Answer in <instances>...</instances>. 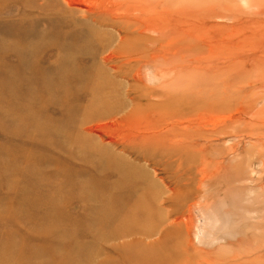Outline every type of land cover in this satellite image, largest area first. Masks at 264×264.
<instances>
[{
  "label": "rangeland",
  "instance_id": "obj_1",
  "mask_svg": "<svg viewBox=\"0 0 264 264\" xmlns=\"http://www.w3.org/2000/svg\"><path fill=\"white\" fill-rule=\"evenodd\" d=\"M33 1L37 6L49 5V0ZM114 1L133 2L129 5L134 9L132 13H136L133 16L140 18L137 23L142 29L147 27L143 22L151 17L149 26L155 30L148 32L149 38L141 43L154 45L155 51L165 49L161 50L165 55L158 52L165 56L161 61L126 65L132 75L150 74L156 81V85L155 81L138 83L137 94L147 95L139 103L147 107L134 115L130 127L136 124L140 132H145L149 126L160 123L155 131L163 129L165 140L152 133L147 134L150 137L147 139L157 149L163 143L171 145L174 140H181V160L176 155L152 160L143 158L141 153L129 155L111 146L109 136L115 131L111 119L83 125L86 117L96 118L114 105L124 108L123 115L132 108L125 92L127 81L113 76L110 65L102 62V57L120 44L119 29L113 22H107L110 17L102 25L93 18L84 22L87 28L89 25L95 29L90 32L88 44L107 48L98 58H87L88 76L79 74L76 80L69 77L70 92L57 89L48 93L44 89L46 81L35 80V84L19 87L23 83L19 77L8 79L3 74L8 67L13 68L11 62L15 60L6 50L4 41L9 46L13 39L5 25L12 22L11 31L24 35L26 42L31 32L33 46L49 49L44 58L34 59V65L56 67L63 63L64 54L51 39H40L50 30L54 12L31 4L27 8L32 12L25 15L22 4L3 5L6 8L0 14L3 58L0 59V255L5 250L6 256L0 258V264H101L106 257L115 262L117 255L101 246V236L112 229L98 233L103 221L100 207L104 204L84 197L66 210L63 198L51 200L47 195L54 194L58 186L74 185L81 180L88 184L110 182L112 179H104L103 173H120V168L132 173L158 174V180L166 177L161 173H172L176 179L186 181L177 202L183 217H190L191 210L205 202L210 204L224 198L232 204L236 211L237 239L210 247L203 245L200 235L197 236L198 228L192 234L193 222L189 218L191 224L178 230L180 238L176 242L181 246L178 264H264V0H106V3ZM161 29L163 36L153 34ZM53 84L58 87L57 81ZM95 101L102 105L93 108L91 103ZM105 102L112 106L105 109ZM76 104L81 105L77 112L73 111ZM166 105L169 108L160 110ZM145 120L148 122L143 123ZM177 120L183 122L181 128L175 126ZM95 126L102 127L104 133L98 134ZM95 130L97 133H92ZM118 131L126 133L124 129ZM173 148L177 153L172 144ZM9 173L14 175L13 184L5 180ZM20 176L25 181L19 180ZM39 178L43 182L35 183ZM26 192L30 194V202L16 199L17 194ZM107 207L115 214L119 203ZM172 209L175 210L173 206ZM21 211L25 212L24 218L19 216ZM62 211L64 215L59 214ZM64 216L70 220L63 223ZM116 217H112L113 223ZM59 224L61 231L70 235L53 233L38 239L41 232L33 229ZM136 239L151 243L158 236ZM59 242H64L62 250L54 253ZM14 249L18 251L16 261L7 255Z\"/></svg>",
  "mask_w": 264,
  "mask_h": 264
},
{
  "label": "bare ground",
  "instance_id": "obj_2",
  "mask_svg": "<svg viewBox=\"0 0 264 264\" xmlns=\"http://www.w3.org/2000/svg\"><path fill=\"white\" fill-rule=\"evenodd\" d=\"M26 1H29V5ZM38 1H43L44 3L47 2V0ZM12 2L22 4V8L26 13L25 15H28V12H32L31 10L28 11L27 8L31 7V4L36 6L37 9L46 8L45 10L49 9V11L52 10L54 12L55 18H53V21H50V30L47 33L44 32L40 39H51L53 45L60 49L64 56L62 57L63 63L58 64L56 67L46 66L44 68H38L33 64L34 59H37L38 57L44 58L45 54L48 53L46 49H49L40 45L33 46L34 35L31 32H29L30 34H28V37H26L28 39V42H26L24 35H21V37L11 31L13 30V23L8 22L5 27L6 29L7 27L10 29H7V32L12 37L13 41H11L9 46V42L4 41V43L7 44L6 50L8 51V54L15 57L14 62H11V64H14L13 68L10 69L8 67V69L3 72V74L8 79H12V77H19L21 82H23L22 85H17L19 87H25L27 83L36 82L35 80H43L46 81V86L44 89L48 93L55 92L57 89L70 92V85L68 82L69 77H72L74 80L78 78L79 74L87 77V58H98L101 54L103 55L107 52V48L104 46L94 47L91 44H88V41L92 38L90 32L95 31V29L92 28L94 26L90 27L89 25L87 28L84 25V22H86L89 18H93L95 22L102 25L104 22H106L105 20L110 17V20L107 22H113L114 26L119 29L120 44L108 51L106 54L107 56L104 55L102 57V62L105 66L110 65L109 67L112 69L111 74H113V76L122 77L127 81L128 89L125 92L128 100L130 101V107L132 108L130 111H128L129 113H125L124 116L122 113L124 108L120 104L112 106L108 102H105L103 103L106 106L105 109H107V105L112 106V108L108 111H104L96 118L93 116L86 117L85 121H82L84 123L83 125L89 124L93 121H105L106 119H111V125L115 130L109 136V144L111 146L115 148L119 147L123 153L129 155H139L141 153L140 155L142 156L143 154V158L147 159L153 160V158L157 159L167 155H176L178 159L181 160V154H179L182 149L181 144L183 143L181 140H174V142H172L173 147H177L176 153L174 148L171 149L172 144L170 145L168 143H163L162 147L157 149L153 148L154 146H151L150 140L147 139L151 133L156 135L158 138H165V134L162 133L163 129L159 132L155 131L158 130L157 126H160V123H158L156 127H151L148 125L149 128L147 126L148 129H145V132H140V128L136 124L135 126L130 127V123H132L133 119L136 118L134 115L138 114L140 109L145 107L139 102L144 101L147 98V95L145 94H137L140 90L138 83L141 81L149 83L154 82L155 77L151 76L150 74H145V72H143L145 74L144 76H142V74L134 76L130 71H127L126 65H131V63L134 62H146L149 60L156 62L165 57V52L161 51L164 49V47H161L160 50L155 51L154 49L156 47H154V45L147 46L146 44L143 45V43H141L144 41V38H149L148 32L155 30H151V27H153L151 24V27L149 26V23H151L152 20L151 17L147 18L146 21L143 22L145 26L147 25V27L146 29H142L137 23L140 18L133 16L136 15V13H132L134 9L131 10V5H129L131 2L129 4L127 2L126 4L125 2L118 1L117 3H115V1L106 3V0H49L48 6L47 4H40L38 6L34 5L36 4V1L33 0H0V5L2 7L0 8V14L3 8H6V6L3 5L7 4L8 6L9 4H12ZM134 6H137V4ZM138 12H140V10ZM138 14L139 13H137V15ZM142 15L144 14L142 13ZM74 21L78 22L75 24L73 23ZM36 24L37 23H35V25ZM53 31L55 34H52ZM155 33L159 34L160 36H163L164 34L162 29L160 31L156 30L153 32V34ZM158 52L164 53V55H161ZM1 58L2 57L0 56V59ZM2 65H4V63ZM53 81L58 82L57 88L54 87ZM74 88H76V86H74ZM152 101L155 100L152 99ZM91 105L96 109L102 104H99L97 101H95L92 102ZM161 108L162 109L160 110H165L169 108V105H166L165 107L162 106ZM80 109L81 105L76 104L73 106V111L77 112ZM142 113L143 112H141V114ZM145 122L148 121L145 120L143 123ZM83 125H81V127ZM152 125H154V123ZM180 125H183V122H181V120H177L175 122V126L181 128ZM173 128L176 129L174 126ZM96 129L100 135H102V133L105 131L102 127H96ZM119 129H124L126 133H121L118 131ZM92 130L94 129L92 128ZM86 131L88 130L86 129ZM181 131L179 130V133ZM93 132L97 133L96 130L92 131V133ZM175 133L177 132L175 131L174 134ZM177 136L179 135L177 134ZM120 169H118L120 173H103L105 174L104 179H112L110 182H90L88 184V182H82L83 180H81V183L78 182L74 185L58 186L54 194L47 195L48 199L51 200L63 198L65 203H67L65 207L66 210H69L71 205L80 203V199L84 197H86V200H96L99 201L100 204H104L100 207L101 211L103 212V216H101L103 221L98 233L101 234L103 229L106 231L109 229L112 230L109 233H103L105 236H101V246L102 248L104 247L106 252H111L114 255L116 254L118 259H116L114 262L111 260V258L109 259L108 257H103L105 260L103 259L104 261L101 264H178L180 261L178 258V250L181 247L180 244L176 242V240H179L180 238L178 230L185 226L188 227L191 224L189 223V218L192 220L191 222H193V224H191L192 234L197 233L198 228L199 233H197V236L200 235V243L203 245L209 247L213 245H219L221 243L232 241L238 237V231L236 229L237 220L235 218L236 211L232 207V204L228 202V200L222 198L221 200H217L210 204H205V202L197 208L195 207L194 210H191L192 213H190V217H183L182 210L181 208H178L177 202L179 201V196L182 194H179L182 190V187L187 185L186 181L176 179V176L172 173H161L162 176L166 177L158 180V174L155 176L151 173H132L128 169ZM121 171H126V173ZM8 175L9 177L5 176L6 182L8 184L15 183L14 175H11V173ZM32 178L35 179L34 177ZM19 180L25 181L22 176L19 177ZM172 180L175 182L172 183ZM34 182L39 183L43 182V180L39 178ZM206 187L208 188V186H205V188ZM165 193H169L170 195L166 196ZM210 196L211 194H209V197ZM15 197L16 199H22L24 202H30L31 199L30 194L27 192L19 193ZM212 197L209 201L212 200ZM113 203H119V208L116 212H113L115 214H112V212L107 207V205ZM172 206L175 208V210L172 209ZM24 214L25 212L21 211L19 216L22 215L20 217L24 218ZM30 214L33 215V212H30ZM59 214L64 215L65 212L62 211ZM114 216H117V221L115 223L112 221V217ZM61 219L63 220V223H65L64 221H69L70 217L64 216V218L61 217ZM48 226L49 225H44L43 227H33L34 230H39L41 232V234H38V239L44 237L46 238L47 236L45 235H51L53 233H56L55 235H70L69 233H63L61 231V224H59L57 227ZM195 228L196 231L194 232ZM155 236H158L157 241L151 243L147 242V240L136 239L137 237H145V239H150ZM183 242L185 241H181V243ZM63 245L64 242H59L54 253L62 250ZM43 252L44 251H39L37 253L42 254ZM17 253L18 251L14 249L11 252L8 251L7 255L10 259L16 261ZM102 254H105L103 250ZM5 256L6 252L4 250V252L1 253L0 258ZM22 260L25 261L26 258Z\"/></svg>",
  "mask_w": 264,
  "mask_h": 264
}]
</instances>
